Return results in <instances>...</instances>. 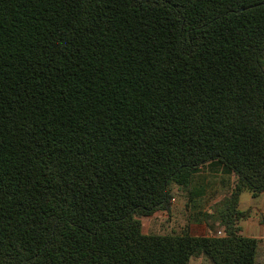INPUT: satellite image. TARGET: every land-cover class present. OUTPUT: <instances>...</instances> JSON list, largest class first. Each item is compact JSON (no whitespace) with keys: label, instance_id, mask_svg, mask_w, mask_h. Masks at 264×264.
Returning <instances> with one entry per match:
<instances>
[{"label":"trees","instance_id":"16d2710c","mask_svg":"<svg viewBox=\"0 0 264 264\" xmlns=\"http://www.w3.org/2000/svg\"><path fill=\"white\" fill-rule=\"evenodd\" d=\"M210 162L235 182L209 235L145 233ZM244 191L264 193V0H0V264H257Z\"/></svg>","mask_w":264,"mask_h":264},{"label":"rangeland","instance_id":"374dc122","mask_svg":"<svg viewBox=\"0 0 264 264\" xmlns=\"http://www.w3.org/2000/svg\"><path fill=\"white\" fill-rule=\"evenodd\" d=\"M232 178L235 174L232 173ZM230 181V177L227 178ZM227 181V183H228ZM197 182V181H195ZM195 182L190 191H195ZM225 186V184H224ZM183 188L173 186V199L168 210L158 211L151 217L141 218L143 231L147 234H177L188 229L195 235H208L205 214H212L216 204L211 203L213 195L192 194ZM225 193V189L222 190ZM249 192H244L243 207L250 200ZM214 197V198H213ZM211 211L209 213L208 211ZM255 213V210H252ZM190 264H212L205 256L193 257Z\"/></svg>","mask_w":264,"mask_h":264},{"label":"crops","instance_id":"0c3cea01","mask_svg":"<svg viewBox=\"0 0 264 264\" xmlns=\"http://www.w3.org/2000/svg\"><path fill=\"white\" fill-rule=\"evenodd\" d=\"M232 175V172L219 163H207L194 173L191 187L195 181L197 182H195V191L190 192L199 196L202 194L213 195L215 198L213 197L214 199L211 203L216 204L231 193L235 182V178L233 179ZM228 177H230V181L227 180ZM223 189H225V193L222 194ZM244 192L240 196L238 208L241 211L251 210V214L248 218L241 220L239 226L244 236L258 240L257 264H264V193L253 197L249 192L250 200L243 207ZM252 210H255V213ZM208 212L211 213L210 210ZM219 231H222V229H219Z\"/></svg>","mask_w":264,"mask_h":264},{"label":"built area","instance_id":"2783aa9c","mask_svg":"<svg viewBox=\"0 0 264 264\" xmlns=\"http://www.w3.org/2000/svg\"><path fill=\"white\" fill-rule=\"evenodd\" d=\"M218 235H219V236H221V235H222V232H221V231H219V232H218Z\"/></svg>","mask_w":264,"mask_h":264}]
</instances>
